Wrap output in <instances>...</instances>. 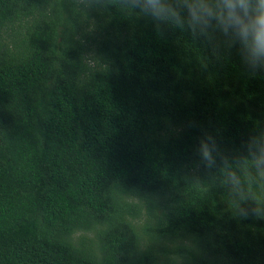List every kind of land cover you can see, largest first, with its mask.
Listing matches in <instances>:
<instances>
[{
  "label": "trees",
  "instance_id": "16d2710c",
  "mask_svg": "<svg viewBox=\"0 0 264 264\" xmlns=\"http://www.w3.org/2000/svg\"><path fill=\"white\" fill-rule=\"evenodd\" d=\"M259 139L235 48L121 0H0V264H264L234 216Z\"/></svg>",
  "mask_w": 264,
  "mask_h": 264
},
{
  "label": "clouds",
  "instance_id": "9594fccd",
  "mask_svg": "<svg viewBox=\"0 0 264 264\" xmlns=\"http://www.w3.org/2000/svg\"><path fill=\"white\" fill-rule=\"evenodd\" d=\"M121 5L151 20L157 29L162 25L188 29L213 48L223 42L235 48L241 64L253 74L264 72V0H121ZM254 144L260 161L257 175L264 183V139ZM198 150L207 165L214 162L216 145L211 137L202 139ZM261 199L259 204L253 199L237 206L234 216L245 228H264V193Z\"/></svg>",
  "mask_w": 264,
  "mask_h": 264
}]
</instances>
